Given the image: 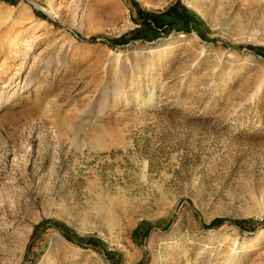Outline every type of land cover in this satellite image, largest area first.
I'll use <instances>...</instances> for the list:
<instances>
[{
	"label": "rangeland",
	"instance_id": "1",
	"mask_svg": "<svg viewBox=\"0 0 264 264\" xmlns=\"http://www.w3.org/2000/svg\"><path fill=\"white\" fill-rule=\"evenodd\" d=\"M177 1L204 38L182 23L146 38L139 11ZM249 45L264 0H0V264H264Z\"/></svg>",
	"mask_w": 264,
	"mask_h": 264
},
{
	"label": "trees",
	"instance_id": "2",
	"mask_svg": "<svg viewBox=\"0 0 264 264\" xmlns=\"http://www.w3.org/2000/svg\"><path fill=\"white\" fill-rule=\"evenodd\" d=\"M133 3L135 4V1H133ZM139 12L141 15L142 28H147L150 30V32L146 34L147 35L146 38H151V36L155 34L154 32H156V30L154 31V29L156 27L161 28L163 25L166 24L169 26L179 23H182V25L185 26L186 29L183 30H189L190 28H193L202 38H204L203 31L201 29V25L204 23L203 20L194 11L184 6L179 1L168 6V8L164 12L159 13V15L154 12H146L142 10H140ZM162 17H164V19H162ZM164 20H167V22H165ZM155 25L156 27L153 28L152 26ZM140 30L141 28L139 30H133L130 33V36L132 38H136L138 36L140 38H144V36L140 34ZM125 38L126 36L122 35L121 37L115 39L114 42L125 43L127 40ZM248 47L253 51H255L256 53L264 56V47H260V46L256 47L252 45H249ZM225 220L226 219L224 218H215L208 224V226L211 227L219 226ZM253 221H254L253 219H241V220H230V223L238 226L241 230H243L247 228L250 225V223H252ZM55 226L60 229H63L64 233L69 238L73 239L72 236L68 235L67 231L64 229V227L61 224L55 223ZM94 242L97 245L102 244L99 239L96 241L94 240Z\"/></svg>",
	"mask_w": 264,
	"mask_h": 264
},
{
	"label": "bare ground",
	"instance_id": "3",
	"mask_svg": "<svg viewBox=\"0 0 264 264\" xmlns=\"http://www.w3.org/2000/svg\"><path fill=\"white\" fill-rule=\"evenodd\" d=\"M31 35V38H29L28 39V37H27V39L25 40V43H26V46H25V49H29L30 47H31V40H33V39H35L36 37H37V35L35 36V33H33V34H30ZM34 36V37H33ZM196 36V35H195ZM15 46H16V44H15ZM102 198V197H101ZM101 198H100V202H102L101 201ZM99 202V203H100ZM95 208L97 209L98 208V210H100V211H102V213L105 215V214H109L108 212H107V210H106V208H103L102 207V203L101 204H98V205H96L95 206ZM93 209H94V206H93ZM263 233H264V229L263 230H260V232H259V237H262L263 236ZM258 234V233H257ZM256 238H258V237H256Z\"/></svg>",
	"mask_w": 264,
	"mask_h": 264
}]
</instances>
